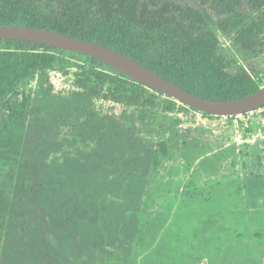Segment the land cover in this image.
Returning <instances> with one entry per match:
<instances>
[{
	"label": "trees",
	"instance_id": "obj_1",
	"mask_svg": "<svg viewBox=\"0 0 264 264\" xmlns=\"http://www.w3.org/2000/svg\"><path fill=\"white\" fill-rule=\"evenodd\" d=\"M3 25L101 44L207 101L237 100L264 86L221 53L218 38L232 37L244 52L263 46L264 0H0ZM61 56L84 64L85 83L68 97L55 96L48 77ZM93 75L108 88L114 77L129 85L130 106L165 96L85 54L0 40V159L10 169L9 182L0 181V264H93L96 254L140 233L145 168L157 166L166 147L96 113ZM34 80L36 88L22 92ZM174 107L171 101L167 110ZM55 121L94 148L50 159L64 151L45 143L46 124Z\"/></svg>",
	"mask_w": 264,
	"mask_h": 264
},
{
	"label": "rangeland",
	"instance_id": "obj_2",
	"mask_svg": "<svg viewBox=\"0 0 264 264\" xmlns=\"http://www.w3.org/2000/svg\"><path fill=\"white\" fill-rule=\"evenodd\" d=\"M218 38L221 53L253 70L264 85V45L244 52L232 37L218 33ZM82 68L81 60L61 56L48 75L53 94L80 91L86 79ZM95 79L90 78L99 91L93 99L96 113L112 117L150 145H164L166 156L145 168L139 235L110 254H96L93 264H264V108L252 115L206 117L155 94L152 104L130 106L129 85L124 88L114 77L117 84L108 88ZM35 88L36 80L22 92ZM171 101L175 107L169 111ZM46 130L45 143L64 150L52 153V160L76 148H94L61 121L46 124ZM9 172L0 159L3 184ZM72 264H85V259Z\"/></svg>",
	"mask_w": 264,
	"mask_h": 264
},
{
	"label": "water",
	"instance_id": "obj_3",
	"mask_svg": "<svg viewBox=\"0 0 264 264\" xmlns=\"http://www.w3.org/2000/svg\"><path fill=\"white\" fill-rule=\"evenodd\" d=\"M0 40L26 41L59 50L85 54L98 59L137 83L160 92L193 110L212 116L244 115L264 107V86L252 95L233 101L212 102L203 100L118 51L58 32L26 26L3 25L0 26Z\"/></svg>",
	"mask_w": 264,
	"mask_h": 264
},
{
	"label": "built area",
	"instance_id": "obj_4",
	"mask_svg": "<svg viewBox=\"0 0 264 264\" xmlns=\"http://www.w3.org/2000/svg\"><path fill=\"white\" fill-rule=\"evenodd\" d=\"M252 114H254V112H249V113H246L244 115H252ZM244 115H237V116H244ZM229 117L231 118V117H236V116H229Z\"/></svg>",
	"mask_w": 264,
	"mask_h": 264
}]
</instances>
